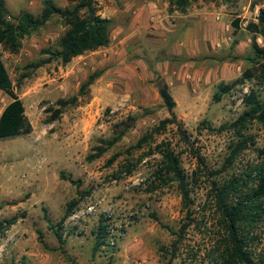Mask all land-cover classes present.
<instances>
[{
  "label": "rangeland",
  "instance_id": "rangeland-1",
  "mask_svg": "<svg viewBox=\"0 0 264 264\" xmlns=\"http://www.w3.org/2000/svg\"><path fill=\"white\" fill-rule=\"evenodd\" d=\"M52 1L65 8L80 0ZM5 2L13 15L21 11L38 15L44 0ZM96 2L99 14L113 23L106 48L86 52L67 65L54 61L37 67L48 60L47 52L59 49L67 29L59 17L23 39L17 53L0 46L32 126L29 135L0 140V264H167L175 234L186 223L190 227L171 264H216L224 236L216 189L264 166V125L256 122L243 130V137L254 143L229 163L242 138L230 125L247 110L246 94L264 92L263 69L251 62L256 58L254 44L264 47V42L249 29V24L257 23L264 0H193L185 13L170 12L169 3L162 0V5L168 4L165 14L171 16L165 24L169 30L153 32L152 16L150 32L123 54L112 46L123 19L117 14L133 16L143 3L131 4L130 11L117 0ZM186 41L190 46L184 49ZM249 69L255 78L214 102L221 83L230 84ZM97 70L103 74L90 94L61 109L53 121L58 101L77 95ZM191 71L197 73L193 78ZM181 73L188 75L185 81H180ZM168 78L173 81L174 112L189 139L170 125L153 142L136 148L141 137L171 117L159 94ZM11 101L0 89V116ZM121 132L119 143L102 157L88 160L97 146ZM166 145L180 157L190 182L188 210L177 184L163 185L161 180ZM73 200L79 205L65 221L60 243L53 226ZM188 211L191 221L186 219ZM14 217L18 221L8 227L6 222ZM103 220L109 234L95 252ZM249 239L258 262L264 257V212Z\"/></svg>",
  "mask_w": 264,
  "mask_h": 264
},
{
  "label": "trees",
  "instance_id": "trees-1",
  "mask_svg": "<svg viewBox=\"0 0 264 264\" xmlns=\"http://www.w3.org/2000/svg\"><path fill=\"white\" fill-rule=\"evenodd\" d=\"M169 3L170 12L185 13L191 7L193 0H165ZM210 2H218L221 0H205ZM59 17L66 25L67 29L59 40V49L47 52L48 60L40 62L37 67H41L50 62L59 61L63 65L71 63L75 58L82 56L86 52L96 51L100 48H106L110 45L112 20L104 18L99 14L96 0H80L74 6L59 7L52 0H44L43 8L40 14L35 15L29 11H21L18 15H13L7 8L5 0H0V46L17 53L21 48V42L26 37L32 35L45 27L53 18ZM257 23L249 24V29L260 35L264 42V8H262L257 17ZM235 27H239V21L234 23ZM256 58L251 62L261 67L262 77H264V47L254 44ZM103 74L102 70H97L91 74L88 79L81 85L77 95L70 99H61L58 101L60 109L55 110L52 120L55 121L62 114L61 109L70 105H76L78 101L88 96L92 85ZM256 77V73L251 69L245 71L244 75L230 84L221 83L213 96V100L219 103L223 97L239 85H244L247 81H251ZM0 89L5 92L11 102L5 107L0 116V140L13 139L31 134L32 126L27 118L26 109L22 98L15 91L14 85L9 76L6 65L0 54ZM159 94L163 100L165 107L170 112L171 117L162 120L156 128L150 133L139 139L136 148L142 147L154 141L156 134H162L167 130L168 126L176 125L181 131L182 137L188 141L186 132L182 131L184 126L175 112L176 101L169 92V86L162 83ZM244 103L247 110L239 117V119L230 125L235 129L241 140L233 148L229 163L232 162L242 151L246 150L248 144H253L251 137H243V130L250 124L260 123L264 125V92L251 90L244 97ZM123 132L114 136L110 140H105L103 144L97 146L95 153L88 157L89 161H94L102 157L114 145L122 139ZM163 147V167L160 175L163 185L176 183L182 195L184 208L189 209L190 205V182L182 167L180 157L175 153L170 145ZM113 161V160H112ZM165 174V176H164ZM62 179H66L65 174H61ZM70 180L69 178H67ZM74 183L72 180H70ZM264 203V166H256L248 172L245 177H234L222 187L216 189L215 206L219 214V223L224 231V236L220 244L219 255L215 259L216 264H264V257L258 262L253 259V253L250 250L249 234L255 226V223L261 219ZM79 200H73L67 206L64 218L53 226L55 234L62 243L63 225L65 221L74 213ZM186 219L191 221L190 212H187ZM18 221L17 217L6 222L10 227ZM101 222L97 232V240L94 251L100 250L105 243L109 232L107 226ZM4 226V227H7ZM3 227V226H2ZM190 227L189 223L184 224L177 235V240L173 245V253L167 264H171L173 258L176 257L183 234ZM163 249V248H162ZM165 254H169L167 250H161ZM25 264V263H22Z\"/></svg>",
  "mask_w": 264,
  "mask_h": 264
},
{
  "label": "crops",
  "instance_id": "crops-1",
  "mask_svg": "<svg viewBox=\"0 0 264 264\" xmlns=\"http://www.w3.org/2000/svg\"><path fill=\"white\" fill-rule=\"evenodd\" d=\"M117 1L119 4H121L122 7L126 6L128 10L130 9V11L132 9V7H130L131 4L141 5L143 3V5L139 8L137 7V9L133 11L134 12L133 16L132 14H129L127 15V17H124V15L126 14H119L120 12L117 14V16L119 15L123 16V19L120 23L117 22L118 30H117V34L114 35V38L118 39V41L112 44V46L115 48V53H117V51L121 52V54L126 53L127 48L129 47L130 44L133 43L134 40L137 41L140 39L142 34L144 35L146 32H150L149 20L151 19L152 16L156 18L155 19L156 22L153 25V27H155L154 28L155 31L153 32L159 33L162 28L167 29V26L165 24L166 22L169 21L171 16L169 15V13L165 14V11H167L168 8V4L166 2L165 4L162 5L161 2L162 0H117ZM103 17L111 19V17H106V16ZM189 46L190 44H188L187 41L183 43V48L184 47L188 48ZM191 51L195 52L193 42L191 45ZM173 73L174 76L176 77L177 74L175 73V71ZM196 74H197L196 71L195 73L194 71H191V78L196 76ZM187 76L181 73L179 75L180 81H185ZM104 78H106V76ZM164 83H166L169 86V92H171L173 86L172 79L168 78Z\"/></svg>",
  "mask_w": 264,
  "mask_h": 264
},
{
  "label": "built area",
  "instance_id": "built-area-1",
  "mask_svg": "<svg viewBox=\"0 0 264 264\" xmlns=\"http://www.w3.org/2000/svg\"><path fill=\"white\" fill-rule=\"evenodd\" d=\"M76 217H77V215H74V216L71 217V219H75Z\"/></svg>",
  "mask_w": 264,
  "mask_h": 264
}]
</instances>
